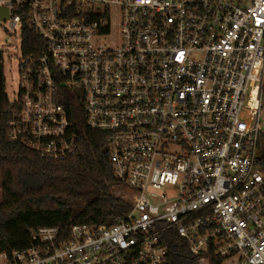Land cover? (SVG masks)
Masks as SVG:
<instances>
[{
  "label": "built area",
  "instance_id": "built-area-1",
  "mask_svg": "<svg viewBox=\"0 0 264 264\" xmlns=\"http://www.w3.org/2000/svg\"><path fill=\"white\" fill-rule=\"evenodd\" d=\"M0 8L10 13L1 22L45 42L28 55L21 44L9 138L64 160L78 145L63 99L81 91L86 123L108 135L130 205L111 225L41 227L29 248L0 252V264H165L172 231L197 264H264V0H0Z\"/></svg>",
  "mask_w": 264,
  "mask_h": 264
},
{
  "label": "trees",
  "instance_id": "trees-1",
  "mask_svg": "<svg viewBox=\"0 0 264 264\" xmlns=\"http://www.w3.org/2000/svg\"><path fill=\"white\" fill-rule=\"evenodd\" d=\"M22 35L25 55L45 48L30 29ZM5 81L0 53V252L29 248L31 234L41 227L55 226L67 234L75 225H111L126 214L130 205L113 191L117 181L109 160V137L88 127L82 92L65 91L63 99L78 148L55 161L9 138L8 122L14 111ZM259 150L258 163L264 171V142ZM167 242L165 264H197L186 240L172 231Z\"/></svg>",
  "mask_w": 264,
  "mask_h": 264
},
{
  "label": "rangeland",
  "instance_id": "rangeland-1",
  "mask_svg": "<svg viewBox=\"0 0 264 264\" xmlns=\"http://www.w3.org/2000/svg\"><path fill=\"white\" fill-rule=\"evenodd\" d=\"M120 18L119 9H114L112 24L114 39L117 43L120 37ZM21 44L22 31L20 26H16L13 30L9 22L0 21V53L3 57L6 93L10 101L16 99L19 91ZM113 191L121 198L125 196V190L122 187L115 185Z\"/></svg>",
  "mask_w": 264,
  "mask_h": 264
},
{
  "label": "water",
  "instance_id": "water-1",
  "mask_svg": "<svg viewBox=\"0 0 264 264\" xmlns=\"http://www.w3.org/2000/svg\"><path fill=\"white\" fill-rule=\"evenodd\" d=\"M9 10L7 8H0V20L5 21L9 18Z\"/></svg>",
  "mask_w": 264,
  "mask_h": 264
}]
</instances>
